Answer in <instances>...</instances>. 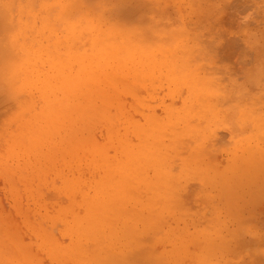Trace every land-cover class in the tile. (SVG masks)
Segmentation results:
<instances>
[{"label": "rangeland", "instance_id": "rangeland-1", "mask_svg": "<svg viewBox=\"0 0 264 264\" xmlns=\"http://www.w3.org/2000/svg\"><path fill=\"white\" fill-rule=\"evenodd\" d=\"M52 59L120 77L63 150L28 144ZM1 136L16 264H264V0H0Z\"/></svg>", "mask_w": 264, "mask_h": 264}, {"label": "bare ground", "instance_id": "bare-ground-1", "mask_svg": "<svg viewBox=\"0 0 264 264\" xmlns=\"http://www.w3.org/2000/svg\"><path fill=\"white\" fill-rule=\"evenodd\" d=\"M64 11H67V10L65 9ZM4 12L5 11H3V13ZM7 22H9V21H7ZM14 24H15V21H14ZM90 32H92V31H90ZM13 36H14V34H13ZM78 37H80V36H78ZM116 37L117 36H115V38ZM102 40L104 41V39H102ZM107 41H109V40H107ZM97 44H100V43H97ZM129 47H127V48H129ZM1 48H2V53H4L5 52L4 46H2ZM132 48L133 49H127V50L131 51L134 54L135 48L134 47H132ZM137 48H140V47H137ZM109 52H111V50ZM120 52L121 53L118 52L119 53V56L118 57H120V59L122 61V59H124L126 57L122 53L127 52V51H125L124 49H122ZM59 58H60V56H59ZM98 59H99V57H98ZM57 62L54 59L51 60V63L54 64V67H56L55 68V71H54V76H62L61 77V80H58V81H60V83H53L51 85V88L50 89L42 90V94L45 95V96H43V99H45L46 97H50L51 99H53L52 100V105L50 106L52 108L51 109H48V110L54 112L56 114V116H55V114H52V113H40V114H38V115L35 116V118H34V125H33V128L31 130V133L33 135H32V138L31 139L29 138L30 139V143H28V144H31L30 146H33V147H39L40 145H42L45 142H47L48 145H49V148L51 150L52 149L53 150H63V149H66L68 147H71L72 146L71 143H73V142H76V141L82 142V140L84 139L83 138L84 137L83 136V131L85 132V130H87L86 127L88 125V120H89L88 117H87V115L89 113L88 111H89V109H91L94 106V104L96 102V98H97L96 97V92L99 91L98 94L100 92H103L104 91L103 90L104 87L106 85H109V84L112 83V82H107V80H106L107 78H117L118 80L120 79V77H115V75H114L113 72L106 73V72L103 71L108 66L107 65L108 63L107 62H106L107 64H102V63H98L97 60H96L97 65H95L94 67H91L90 64H88V62L86 61L87 64H76V67L77 68L74 69V70H72V71H68L69 68L67 69V71H66V69L63 68V66H69V65H66V64H64V65L61 64L60 65V64H57ZM89 63H91V61ZM14 64H15V70H14V72L17 74V72L20 71V68L18 66L19 64H17V65H16V63H14ZM111 68L112 67H110L109 70ZM29 77H34L38 81H41L42 79H44V77H46V75H42L41 73H39L35 69L34 72L32 71V73H29ZM18 78L19 77H16L15 79H18ZM5 79H6V77H5ZM52 80H51V82H52ZM4 82H5V80H4ZM1 94H2V92H1ZM57 98L58 99H61L62 104H61V102L59 103V105L61 107H59L58 106V102H56ZM97 106H98V104H97ZM92 110H94V109H92ZM95 112H98V110L95 111ZM23 129H24L25 133H28L29 132V129L28 128L24 127ZM17 133H18V131L15 134H17ZM14 135H13V137H14ZM20 136H24V135L22 133L17 134V136L15 137L16 138V141H17V139ZM8 137L9 136H7L6 138H3L1 136V139H0V159H2V152L1 151L3 150V148H5V141L8 139ZM10 143L8 145L11 146L12 144H10ZM16 144L19 147H22V146L24 147L26 143H25V140H24L22 142H17ZM81 146H83V145H81ZM7 150L5 149V151H7ZM48 155L49 154H47V156ZM4 156H5V154H4ZM50 160H52V159H50ZM38 162L40 163L39 160H38ZM194 173H195L194 175L197 174L196 172H194ZM196 196H199V194L197 192H196L195 197ZM201 202H203V201H201ZM211 218H213V217H211ZM213 222L217 223L218 221L216 222L215 221V218H214ZM215 225H217V224H215ZM224 225H225V223H224ZM218 229H220V228H218ZM228 234H230V232ZM11 241L17 242V240H16V238L14 236V233L12 232L11 229H9L5 225V223L3 222V219L1 217L0 218V264H16L15 261H13V258L16 257L15 253L13 252V249L15 247H13V249H12V247H11ZM218 243L220 244L221 241L218 240ZM20 248L23 249L25 252H27V249L25 247H20ZM25 252L22 255V258H23L22 262L25 263V264H28V258L29 257L27 256V254H25Z\"/></svg>", "mask_w": 264, "mask_h": 264}]
</instances>
